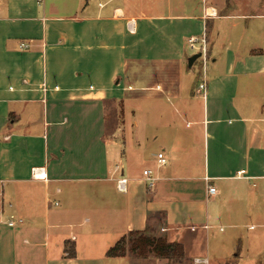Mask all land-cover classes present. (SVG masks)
<instances>
[{
    "label": "crops",
    "instance_id": "0c3cea01",
    "mask_svg": "<svg viewBox=\"0 0 264 264\" xmlns=\"http://www.w3.org/2000/svg\"><path fill=\"white\" fill-rule=\"evenodd\" d=\"M224 5L190 13L189 0H0V264H132L108 250L131 231L159 230L185 259L210 264L197 250L209 226L243 227L256 215L264 226V38L243 41L264 13ZM208 20L199 93L187 56ZM233 20L246 22L236 41L226 34ZM157 97L186 124L170 127L167 165L142 159L136 169L158 136L138 114L127 126L126 109Z\"/></svg>",
    "mask_w": 264,
    "mask_h": 264
},
{
    "label": "rangeland",
    "instance_id": "374dc122",
    "mask_svg": "<svg viewBox=\"0 0 264 264\" xmlns=\"http://www.w3.org/2000/svg\"><path fill=\"white\" fill-rule=\"evenodd\" d=\"M51 1H66L69 3H74V0H51ZM85 3L88 1L90 3H95L97 5L98 1L104 0H84ZM121 1V0H118ZM135 1V0H131ZM190 3V13H197L202 10L203 7H215L217 4H225L226 10H229L233 14L237 13H245L251 14L253 12L264 13V6L260 8V10H256L258 5L262 6L263 0H189ZM205 7V8H206ZM224 11V12H225ZM223 12V13H224ZM214 13V12H210ZM207 14V11H206ZM240 22L239 26L237 25L234 29L228 30L226 34L231 36L233 41L239 40L242 37H239L238 32L244 29L246 22L244 20H233L231 22ZM207 36L201 32H198V40L195 43V49H192L191 46L188 51L187 60L194 53L199 52V48L202 44L201 39L202 36L206 39L207 50H206V66L210 65V57H209V31H211L209 20L207 21ZM249 30L244 36L243 41H251L256 40L260 41L261 37L264 38V24L262 21H251ZM202 37V38H201ZM201 53V52H200ZM204 59L200 57L196 64L192 68V72L188 75L187 83L189 86L194 88L199 84L200 79H202L203 74L206 71V67L203 68ZM199 86V85H198ZM129 106L134 114L131 113V109L129 107L126 109V124L127 126L132 125L133 116L138 114V121H142L144 125H148L149 133L155 132L157 133L158 139L153 143V146L149 148L148 153L144 155V158L135 165L136 169L142 167V159L151 160L152 162H156V155L159 151L163 150V143L170 142L169 140V131L170 127L173 125H185L186 121H183L177 115H174L175 104L172 100H168L166 98L157 97L151 100H134L130 103ZM110 112L108 115L109 119V129L111 132L115 123L114 114L116 107L110 105ZM227 120L225 123H233L232 121ZM151 152V153H150ZM165 152V151H164ZM166 154V153H165ZM168 164V163H167ZM228 199V197L223 198L222 206H224V202ZM210 200H208L209 202ZM212 203H208L211 205ZM225 209V208H224ZM247 221V220H244ZM249 222L245 224L243 227H235L233 226L229 220H221L220 223L213 224L205 230L206 238L201 241L200 246L197 248L198 252H201V248L208 250V258L210 264H264V226L261 224V219L256 215L254 218H250ZM244 223V222H243ZM251 224L255 226L252 228ZM260 224V225H258ZM207 231V233H206ZM263 233V235H260ZM164 234L163 231H158L157 235ZM256 234V235H255ZM255 235V236H254ZM242 240V248L240 247L239 240ZM241 248V260H237V252L238 249ZM240 250V251H241ZM132 258V264H166L167 261L165 259L158 258L154 255L146 259H137L133 255L129 254ZM197 258H186L182 261L173 264H197L195 262ZM158 260V261H157ZM204 264V263H200Z\"/></svg>",
    "mask_w": 264,
    "mask_h": 264
},
{
    "label": "trees",
    "instance_id": "16d2710c",
    "mask_svg": "<svg viewBox=\"0 0 264 264\" xmlns=\"http://www.w3.org/2000/svg\"><path fill=\"white\" fill-rule=\"evenodd\" d=\"M107 121L109 127L108 117ZM129 254L137 259H146L154 255L165 259L167 261L166 264L177 263L185 259L184 247L181 243L170 242L165 235H157L147 231L129 232L120 238L107 252L108 257H125Z\"/></svg>",
    "mask_w": 264,
    "mask_h": 264
},
{
    "label": "built area",
    "instance_id": "2783aa9c",
    "mask_svg": "<svg viewBox=\"0 0 264 264\" xmlns=\"http://www.w3.org/2000/svg\"><path fill=\"white\" fill-rule=\"evenodd\" d=\"M196 42H197V39H195V38H191L189 40V44H190V46H191L192 49H195L196 48L195 47V43ZM201 42H202V44H201V46H200V48L198 50H199V52H201V54H202L201 57L204 59V62L203 63H205L206 62V50H207V48H206L207 47V44H206L205 37H203L201 39ZM20 48L22 50H26V49L29 48V45L27 43L23 42V43L20 44ZM205 90H206V84L205 83L200 84L199 85V88H198V92L200 93L201 91H205ZM156 161H157V164L159 166H165V165H167L168 159H167V156H166V154H165L164 151H160L159 153H157V155H156ZM41 173L42 172L40 170H35L34 171V175L36 177H37V175L39 176ZM143 176L145 177V180L147 182V185L150 188H153L155 186L156 178L153 176L152 169H145V170H143ZM206 181L208 182V186H207L208 187L207 188L208 196L210 198H213V197H215L217 195V189L212 184H209V179L208 178L206 179ZM127 182H128V179L126 177L122 176L121 178H119L117 180L118 189L120 191H126ZM15 223L16 222L14 220H10L8 222V225L9 226H14ZM195 262L197 264H200V263H204V260L197 258V259H195Z\"/></svg>",
    "mask_w": 264,
    "mask_h": 264
},
{
    "label": "water",
    "instance_id": "95a60500",
    "mask_svg": "<svg viewBox=\"0 0 264 264\" xmlns=\"http://www.w3.org/2000/svg\"><path fill=\"white\" fill-rule=\"evenodd\" d=\"M201 53L200 52H197V53H194L191 57L188 58L187 60V64H188V67H192L194 65V63L201 57Z\"/></svg>",
    "mask_w": 264,
    "mask_h": 264
}]
</instances>
